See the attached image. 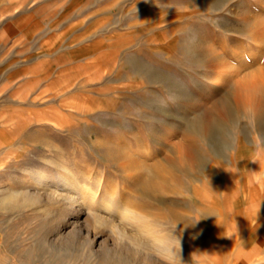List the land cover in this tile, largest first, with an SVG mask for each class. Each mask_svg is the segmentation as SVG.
I'll return each instance as SVG.
<instances>
[{
	"label": "rangeland",
	"instance_id": "1",
	"mask_svg": "<svg viewBox=\"0 0 264 264\" xmlns=\"http://www.w3.org/2000/svg\"><path fill=\"white\" fill-rule=\"evenodd\" d=\"M257 143L264 0H0V264H264Z\"/></svg>",
	"mask_w": 264,
	"mask_h": 264
},
{
	"label": "bare ground",
	"instance_id": "2",
	"mask_svg": "<svg viewBox=\"0 0 264 264\" xmlns=\"http://www.w3.org/2000/svg\"><path fill=\"white\" fill-rule=\"evenodd\" d=\"M256 5V4H255ZM220 72V71H219ZM221 74V73H220ZM254 84V83H253ZM214 86H217V83L214 84ZM250 85L247 84H240L239 86H237L234 89V96L236 97V99L238 100L239 103L241 104H247L249 105L252 109H254L255 111H258L259 104L257 103L256 97H255V93H252L251 88H249ZM252 86V85H251ZM253 88V87H252ZM260 93V92H259ZM258 98V97H257ZM259 102V101H258ZM43 178V176H42ZM31 179L37 184H39L40 180H41V173H37V172H33L31 173ZM73 203V198H71V200L69 201V204L72 205ZM163 247V246H162ZM169 249V248H168ZM170 250V249H169ZM163 251V250H162Z\"/></svg>",
	"mask_w": 264,
	"mask_h": 264
},
{
	"label": "clouds",
	"instance_id": "3",
	"mask_svg": "<svg viewBox=\"0 0 264 264\" xmlns=\"http://www.w3.org/2000/svg\"><path fill=\"white\" fill-rule=\"evenodd\" d=\"M250 161L256 162L259 165L262 162H264V145H261L260 143H257L255 145V150L252 153V158L250 159ZM250 172L253 174L254 182L257 183V184H259L261 190L264 191V169H261L260 168L259 171H255V172L250 171ZM260 203H259V205L256 208V216L258 215V212H259ZM209 216H212V215H209ZM209 216H207V217H209ZM212 217H215V216H212ZM202 218H205V217L196 218L195 221H194V224L196 222H198ZM229 238H231V237H229ZM196 264H203V262L198 259L196 261Z\"/></svg>",
	"mask_w": 264,
	"mask_h": 264
}]
</instances>
